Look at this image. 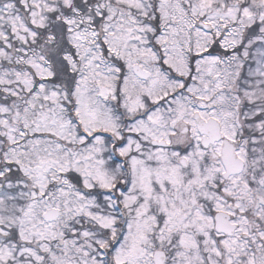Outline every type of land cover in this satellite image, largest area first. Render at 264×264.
Segmentation results:
<instances>
[{"label": "snow or ice", "instance_id": "6c2138e0", "mask_svg": "<svg viewBox=\"0 0 264 264\" xmlns=\"http://www.w3.org/2000/svg\"><path fill=\"white\" fill-rule=\"evenodd\" d=\"M0 264H264V0H0Z\"/></svg>", "mask_w": 264, "mask_h": 264}]
</instances>
